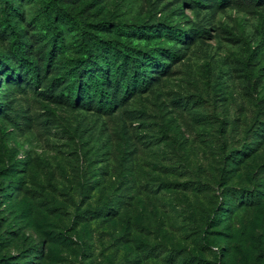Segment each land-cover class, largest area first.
Here are the masks:
<instances>
[{
    "label": "rangeland",
    "instance_id": "1",
    "mask_svg": "<svg viewBox=\"0 0 264 264\" xmlns=\"http://www.w3.org/2000/svg\"><path fill=\"white\" fill-rule=\"evenodd\" d=\"M87 36L162 67L77 98ZM7 262L264 264V5L0 0Z\"/></svg>",
    "mask_w": 264,
    "mask_h": 264
},
{
    "label": "trees",
    "instance_id": "2",
    "mask_svg": "<svg viewBox=\"0 0 264 264\" xmlns=\"http://www.w3.org/2000/svg\"><path fill=\"white\" fill-rule=\"evenodd\" d=\"M222 1V0H221ZM231 5L248 9L255 6H263L264 0H227ZM53 9L61 14L63 17L66 13L60 12V8L57 3L54 4ZM167 35L175 36L176 39H181L183 36L181 31L172 28L164 27ZM119 30L125 33H135L137 30L133 26L122 25ZM96 51L98 57L94 58V52ZM109 51V56H108ZM18 56L21 57L19 51ZM86 59L75 60L72 64V71L76 75L77 80L72 82L71 88L75 89V94L78 96H89L90 92L92 96L100 98V101L106 106L108 110H112L113 105L110 99V93L107 90V86L111 81L113 83H122L124 85L125 92L133 91L135 88L144 89L146 86V79L144 78L143 66L162 67L159 65L155 56L144 55L142 58L135 56L131 53H125L122 50H118L115 47H109L106 42L95 38L94 36H87L86 41ZM109 57V58H108ZM99 58H102L105 63L103 65ZM30 74L33 78H37L36 69L31 67ZM84 75V77H83ZM7 80H16L19 78L18 74L5 72L3 74ZM85 79V81H83ZM6 264H13L7 262Z\"/></svg>",
    "mask_w": 264,
    "mask_h": 264
}]
</instances>
